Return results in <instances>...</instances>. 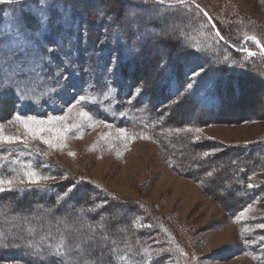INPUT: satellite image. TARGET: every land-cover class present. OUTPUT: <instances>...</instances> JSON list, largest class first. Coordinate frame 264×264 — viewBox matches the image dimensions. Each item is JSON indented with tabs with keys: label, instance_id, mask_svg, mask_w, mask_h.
<instances>
[{
	"label": "rangeland",
	"instance_id": "rangeland-1",
	"mask_svg": "<svg viewBox=\"0 0 264 264\" xmlns=\"http://www.w3.org/2000/svg\"><path fill=\"white\" fill-rule=\"evenodd\" d=\"M83 1V7H95L99 21L108 14H97V10H112L110 0ZM120 1L121 10L112 5L117 9L109 16L110 22L114 19L122 20L121 24H135L131 25L132 31L146 46L149 59L143 61V69L137 75L126 71V83L132 84L128 91L136 87L134 76L141 83L158 81L160 74L163 76L164 59L173 55L176 59L198 58L192 66L205 63V71L198 76L185 71L186 90L198 80H211V74L216 78L225 71L253 75L246 77L251 82L242 88L251 87L259 92L258 96L249 91L242 101L231 97L228 101L233 109L230 112L222 108V116L221 110L210 116L193 109L184 119L208 118L200 125L189 123L181 131L191 144H200L206 156L245 146L251 151H244L243 158L264 157V148H259L264 144V51H260V47L264 49V0ZM70 5L66 0H0V92L11 89L15 97H24L19 100L23 115L6 120L0 113V150L7 152L12 164L24 165L22 180H6L5 184L47 185L63 181L68 187L79 185L77 192L82 194L86 189L93 190V198L101 192L102 208L108 206V211L118 218H127L131 209L130 221L139 223L133 225L138 231L135 237L139 236L132 240L130 248L145 256L146 264L150 260L154 264H264V228L260 227L264 225V193H260L264 191V166L248 176L246 186L252 190V197L230 213L227 204L232 192L226 183L208 184L200 180L202 172L190 176L197 169L180 167L163 150L160 139L135 136L99 115L104 112L125 117L128 100L123 92L117 98L108 90L99 94L86 87L88 71L84 59L79 57L93 55L100 66L107 67L108 74L112 71L115 76L123 64L127 66L129 48L123 45L110 51L109 47L115 46L103 42L99 48L96 44L85 49L84 39L79 45V35L87 36L86 29L78 19L76 46L73 43L66 47L70 54L59 52L61 47L56 45L49 47L52 54L38 56L33 36L35 40L42 35L51 36L47 23L51 24L53 17L48 12L56 6L59 12L64 10L62 13L70 23L69 19L74 21ZM197 6L206 11L213 25ZM25 15L37 18L34 35L26 31ZM252 36L261 42L260 46L246 39ZM117 55L119 64L114 61ZM207 86L208 81L199 94L204 102L211 99ZM167 133L176 135L174 130ZM4 138L15 139L5 143ZM30 149L54 163L60 173L49 177L27 166L28 159L22 157ZM258 150L260 157L256 155ZM216 161L222 166L225 158L218 157ZM33 172L36 175L32 179L38 180V184L29 183L26 174ZM36 210L33 215H37ZM106 238L104 244L109 241ZM103 255L99 254L100 261ZM135 258L134 253L127 252L120 260L135 264ZM100 261L92 260L89 264H101Z\"/></svg>",
	"mask_w": 264,
	"mask_h": 264
},
{
	"label": "trees",
	"instance_id": "trees-1",
	"mask_svg": "<svg viewBox=\"0 0 264 264\" xmlns=\"http://www.w3.org/2000/svg\"><path fill=\"white\" fill-rule=\"evenodd\" d=\"M66 1L72 3L70 9L73 12L71 17L74 21L69 19L70 23H68V18L64 15L65 12L62 13L64 10L59 12L60 10L56 6L50 10L48 14L51 12L53 19L51 24L50 21L47 23V31L51 36L44 37L42 35L40 40H35L36 38L33 36L38 49L37 55L42 57L45 54H52L49 53L48 48H56V45H59L57 48L61 47L59 50L61 53L67 52L66 47H71L70 44L74 43L76 46L78 37L75 26H78V19L81 21V26L86 29L87 36L83 33L79 35V45L83 43L84 39V45L87 46L85 49L95 47L96 44L99 48L103 42L115 46V48L109 47L110 51H115L118 47L120 49L123 45L125 48H129V50L127 49L129 51L128 58L125 60L127 66L124 67L122 63L123 67H120L118 75L115 76H112V71L108 74L107 67L100 66L93 55L79 57L84 59L88 71L87 78L85 77L86 87L96 90L99 94L108 90L117 98H121V92H123L124 98L128 100L125 105L127 112L125 117H115L104 112L98 114L115 126L125 128L135 136L147 135L154 139H160L163 150L175 162L177 161L180 167L197 169V173H189L190 176L192 174L199 176L202 172L200 180H205L208 184L226 183L229 192L240 195L234 196L229 193L228 211L234 213L240 209V206L253 194L252 190L246 186L248 176L264 166V157L248 156V158H243L244 151H251V148L245 146L229 148L224 152L206 156L202 154V146L191 144L181 128L186 127L189 123L191 125L203 124L204 118H208L197 116V119L193 121L184 119V116L193 113V109L212 116L222 108L229 109L231 112L233 107L229 105L228 101L231 97L242 101L243 95L249 91L252 95L256 93L258 96L259 92L251 90V87L247 90L242 88L247 83L250 84L251 81H248V78H252L253 75L225 71L222 77L217 75L216 78V75L211 74V80L206 79L210 84L206 89L211 99L204 102L199 94L204 88L202 86L207 82L206 80L196 81L187 90L183 85L187 81V73L192 75L193 72L203 68L205 63L199 62L196 66H192L198 58L194 59L190 56L176 59L173 55L164 59L161 71L163 76L160 74L161 78L158 81L141 83L134 76L133 82L136 87L130 92L128 87L132 84L126 83L127 72H134L133 74L137 75L143 69V61L149 59L146 46L144 47L141 38L132 31L135 24H131V27L128 23L121 24L122 20L116 22L113 19V23L110 22L109 16L113 14L114 9L121 10L123 2L110 0L112 10H97V14H108L101 19L102 21H99V18H95L96 12L93 10L95 7L90 8V5L83 7L81 3H86L83 0ZM112 5H117V8ZM34 17L33 15L23 17L28 27L26 31L33 35L35 25H37V18ZM137 40L138 42H136ZM260 48V51H264L262 47ZM168 49L171 50V47L169 46ZM70 52L71 50L67 53L70 54ZM114 59L119 64L120 57L117 55ZM40 61L41 58L38 62ZM106 65L108 66L109 62ZM70 73L72 74V72ZM141 86L144 88L143 94L137 95L136 89ZM4 93L5 99L2 102V110H0L1 115L4 116L2 119L13 115H23L21 102L17 100L13 90L10 89ZM183 106L184 108H182ZM222 111L219 112L220 116L223 115ZM167 130H174L176 135L169 136ZM261 147L264 148V144H260L259 148ZM5 153L7 154L5 150H0V183L5 188L11 187L12 190L0 192V261L13 264H82L83 262L89 264L92 260L100 261L98 256L101 253L104 254L100 261L101 264H125L123 260H120L122 254L132 252L136 256L135 264H146L145 256L139 255L137 250L130 248L132 240L139 236L135 237L138 231L133 227L134 223H139L130 221L132 218L130 215L133 214L131 209L128 210L126 206L127 218H118L112 211H108V206L102 208L104 195L101 192H96L97 197L93 198L91 197L95 193L93 190L85 188L86 193L82 194L77 192L80 186L75 184L73 191L65 195L69 187L63 181L47 185L15 184L8 186L5 184L6 180H22L20 174L24 165L21 163L12 164V160L10 161L8 158L10 156L7 157ZM24 155L22 159L25 161L28 159L27 166L31 169L49 177L60 173L54 163L43 159V156L35 150L30 149ZM256 155L260 157V152ZM218 157L225 158L222 166L217 164ZM260 193H264V191L262 190ZM34 209H37V215H33ZM106 237L109 241L104 244L103 238ZM154 263L155 261L150 260L147 264Z\"/></svg>",
	"mask_w": 264,
	"mask_h": 264
},
{
	"label": "snow or ice",
	"instance_id": "snow-or-ice-1",
	"mask_svg": "<svg viewBox=\"0 0 264 264\" xmlns=\"http://www.w3.org/2000/svg\"><path fill=\"white\" fill-rule=\"evenodd\" d=\"M197 7H198V6H197ZM0 39H2V37H0ZM246 39H250V40H252L254 43H256L257 46H260V43H261V42H260L259 40H257L255 36L247 37ZM49 51H51V49H49ZM245 51H247V49H245ZM248 54H249V55H254V54L251 53V52H249ZM203 71H205V69L201 68L199 72H193L192 75H193V76H198V75H200ZM190 87H191V85H190ZM143 91H144L143 86L138 87V88L136 89V94H137V95H142V94H143ZM23 98H24V97H23L22 94L17 96V100H20V99H23ZM4 99H5V93H4V92H0V110H2V107H3L2 102L4 101ZM80 99H81V100H84L85 98H84V97H80ZM81 115H87V113H81ZM14 139H15V138H12V140H10V139H8V138H4V142H5V143H10V142H13ZM26 175L29 177V183H30V184H38V180H36V179H32V177H34V176L36 175L34 172H33V173H27ZM209 175H211V174H209ZM43 179H48V178H47V177H44ZM7 183H8L9 185H11L12 182H11V181H7ZM23 183H24V182L21 181V184H23ZM73 188H74V186L69 187V188L67 189V192L65 193V195L71 193V192L73 191ZM11 190H12L11 187H9V188H5V187L3 186V184L0 183V192L11 191ZM260 227L264 228V225H260ZM69 251H71V249H69Z\"/></svg>",
	"mask_w": 264,
	"mask_h": 264
},
{
	"label": "water",
	"instance_id": "water-1",
	"mask_svg": "<svg viewBox=\"0 0 264 264\" xmlns=\"http://www.w3.org/2000/svg\"><path fill=\"white\" fill-rule=\"evenodd\" d=\"M185 1H187V0H184V1H182V2H185ZM198 8H199V10L204 14V16L209 20L210 24L213 25V21H212V19L210 18V16L206 13V11L203 10L200 6H198Z\"/></svg>",
	"mask_w": 264,
	"mask_h": 264
}]
</instances>
